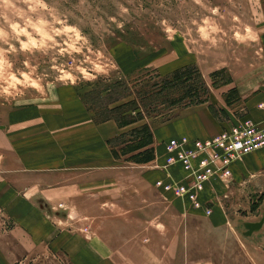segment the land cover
<instances>
[{
  "label": "rangeland",
  "instance_id": "obj_1",
  "mask_svg": "<svg viewBox=\"0 0 264 264\" xmlns=\"http://www.w3.org/2000/svg\"><path fill=\"white\" fill-rule=\"evenodd\" d=\"M260 101L264 0H0V175L11 178L17 142L52 133L45 140L56 155V132L79 125L94 142L84 165L71 166L83 176L82 195L71 198L70 213L43 196L36 205L65 218L74 231L80 224L87 237L99 235L109 251L131 255L134 264L146 262L143 254L161 255L156 264H264V149L233 161L228 188L218 177L205 183L196 193L199 208L156 185L185 176L181 168L174 179L171 169L178 165L167 166L165 156L164 141L181 122L192 128L207 111L217 133L243 119L264 124ZM99 125L107 126L105 145ZM104 147L112 169L99 168ZM26 160L33 157L28 153ZM241 161L247 172L239 170L244 184L237 189L232 166ZM27 167L48 173L44 166ZM214 182L225 194L213 188L212 199L232 224L223 231L203 226L212 213L211 204L209 213L205 208L207 186ZM166 195L175 206L177 200L203 212L194 217L195 228L184 227L191 220L174 212ZM7 198L1 204L5 234L14 221L15 202Z\"/></svg>",
  "mask_w": 264,
  "mask_h": 264
},
{
  "label": "crops",
  "instance_id": "obj_2",
  "mask_svg": "<svg viewBox=\"0 0 264 264\" xmlns=\"http://www.w3.org/2000/svg\"><path fill=\"white\" fill-rule=\"evenodd\" d=\"M260 102L262 103L260 106L264 108V102ZM60 110L62 115L70 114V112L75 113L68 109ZM261 110L264 111L262 108ZM78 111L84 113L83 110ZM255 122L264 126L262 122ZM192 124L194 127L191 128L186 126V124L184 126L181 122L179 128L174 130L171 135L172 138L186 136L190 139H205L212 137L214 134L216 135L218 132V125L215 124L207 111H202L201 115H198L196 120L192 121ZM104 127L107 126L99 125V141L104 142L103 144L105 145V140L102 139ZM64 128L66 131L63 130L61 134L59 133L60 131L56 132L59 140L61 139L57 146L58 153L56 155L51 153V150L55 148L54 143L45 140L52 133L33 136L32 139L36 141L17 142L15 149L11 150L14 151L15 161L13 167L8 170L11 178L2 173L0 175V264H46L44 262L48 261H59L61 264H69L71 261H73V264H134L131 255L117 254L113 250L109 251V246L99 235L97 237H87L82 231L83 228L80 224H78V231H74L73 225L66 224L68 222L65 218L47 216L45 212H47L48 208L43 210L36 205L40 196H43L47 200V204L61 206L63 207L62 211L67 209L68 213H70L72 208L70 206L71 198H78L79 195H82L79 192L83 189V176L81 177L76 173L72 174L74 171L71 172V170L76 168H71V166H76L79 162L82 166L84 165L82 159L86 157L87 148L93 146L94 142L87 141L85 131L79 125L70 124L64 126ZM164 140H166V137ZM164 142L166 143L167 140ZM161 147L163 149L164 146L162 145ZM102 149L103 153L100 154L104 156L105 162L99 168L100 170L112 169L113 167L107 166V164H112V157L108 154L106 147ZM40 152H43V154L38 156ZM28 153L33 157L30 162L26 160ZM54 156L60 157L61 161L54 162ZM256 157L259 158L260 156L256 155ZM65 164H67V167H64ZM28 165L38 168H43L42 166H44L46 168L45 172L48 173L37 175L27 167ZM48 166L55 167L52 169L54 172ZM60 166H62L61 170L57 168ZM244 168L242 161L236 162L232 166L233 184L231 185L235 186V188L239 187L237 189H240V186L244 184L241 179L244 174L242 171L247 172ZM180 169L179 165L171 169L174 179L181 176L182 171L180 172ZM159 173L160 176H165L163 172ZM8 180H10V184H7ZM213 188H217L220 192L218 193L219 195L225 194L223 192L224 188L218 182H214L207 186V191H210V193L206 196V200H212L215 197L212 191ZM214 193L216 194V192ZM7 196H10L15 203H13V210L10 211L14 217L13 226L5 234L4 231L1 232V212H3L2 209L5 210L4 207L1 209V204H5L4 199L8 200ZM164 199L171 204L174 212L179 213L186 220H191L192 224L185 223L186 225L184 226L189 228L190 231L196 226L194 217H200V214L204 216L202 211L182 206L177 200H175V206L173 202L169 201L173 199L170 195H166ZM179 200L182 201L181 199ZM223 203L225 204L224 201ZM186 204L188 203L186 202ZM211 207L210 220L204 221L203 226H209V228L217 231L225 230L226 226L232 227V224L230 225V216L225 215L224 209L218 206L216 202H213ZM66 216L70 217V215ZM233 217L231 218L233 219ZM66 225H70V228L67 229ZM86 237L92 239L87 240ZM76 244L78 245L77 249L75 247ZM115 256L120 258H115ZM142 257V260L147 257L145 259L146 262L143 264H156L155 261H162L159 254H143ZM207 260L205 259V262ZM192 261L193 259H190V264H193Z\"/></svg>",
  "mask_w": 264,
  "mask_h": 264
},
{
  "label": "built area",
  "instance_id": "obj_3",
  "mask_svg": "<svg viewBox=\"0 0 264 264\" xmlns=\"http://www.w3.org/2000/svg\"><path fill=\"white\" fill-rule=\"evenodd\" d=\"M264 147V127L243 119L238 126L223 131L218 136L205 141L189 140L186 137L171 138L165 143L167 166L179 164L186 173L187 184L174 182L157 186L173 190L177 196L186 197L195 208L201 206L196 196L208 181L218 177L225 187H229L230 165L242 155ZM206 200V212H210Z\"/></svg>",
  "mask_w": 264,
  "mask_h": 264
},
{
  "label": "bare ground",
  "instance_id": "obj_4",
  "mask_svg": "<svg viewBox=\"0 0 264 264\" xmlns=\"http://www.w3.org/2000/svg\"><path fill=\"white\" fill-rule=\"evenodd\" d=\"M247 120H250V119H247ZM250 121H252V120H250ZM254 124H256L257 126H259V127H264V126H261V125H259L258 123H256V122H254V121H252ZM241 123V121L240 122H238L237 124H235V125H233V126H231V127H229V128H226V129H223L221 132H219L218 134H216V135H214V136H212V137H209V138H205V139H190V138H188V137H186V136H181V137H186L187 139H189V140H200V141H205V140H210V139H212V138H214V137H216V136H218L219 134H221L223 131H226V130H229L230 128H232V127H235V126H238L239 124ZM181 137H178V138H181ZM262 149H264V147H262V148H260V149H258V150H255V151H252V152H250V153H248V154H251V153H254V152H257V151H259V150H262ZM248 154H245V155H248ZM245 155H242V156H240V157H243V156H245ZM239 157V158H240ZM233 163V162H232ZM232 163H231V165H232ZM176 165H179V164H176ZM231 165H230V168H231ZM180 166V165H179ZM181 167V166H180ZM182 168V167H181ZM229 168V169H230ZM185 176L183 177V181H180V183H187V179H186V173L184 174ZM214 179V178H213ZM213 179H211V180H213ZM210 180V181H211ZM209 182V181H208ZM259 224V223H258ZM254 225V224H253ZM253 225H251L250 226V229H256V228H254L253 227ZM257 227L259 228L260 227V224L259 225H257Z\"/></svg>",
  "mask_w": 264,
  "mask_h": 264
},
{
  "label": "water",
  "instance_id": "obj_5",
  "mask_svg": "<svg viewBox=\"0 0 264 264\" xmlns=\"http://www.w3.org/2000/svg\"><path fill=\"white\" fill-rule=\"evenodd\" d=\"M257 225H259V224H254L253 227H254V228H258Z\"/></svg>",
  "mask_w": 264,
  "mask_h": 264
}]
</instances>
